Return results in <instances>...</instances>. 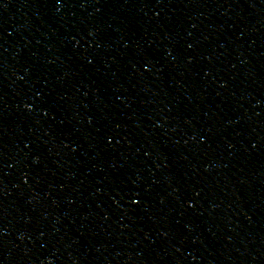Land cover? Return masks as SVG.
I'll return each instance as SVG.
<instances>
[{
	"label": "water",
	"instance_id": "obj_1",
	"mask_svg": "<svg viewBox=\"0 0 264 264\" xmlns=\"http://www.w3.org/2000/svg\"><path fill=\"white\" fill-rule=\"evenodd\" d=\"M0 264H264V0H0Z\"/></svg>",
	"mask_w": 264,
	"mask_h": 264
}]
</instances>
